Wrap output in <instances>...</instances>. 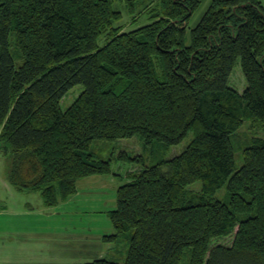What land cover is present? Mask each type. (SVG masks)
Masks as SVG:
<instances>
[{
  "label": "trees",
  "instance_id": "1",
  "mask_svg": "<svg viewBox=\"0 0 264 264\" xmlns=\"http://www.w3.org/2000/svg\"><path fill=\"white\" fill-rule=\"evenodd\" d=\"M199 6L158 0L145 10L149 23L125 31L111 0H0V144L10 150L9 183L55 207L80 179L121 178L112 169L119 161L136 166L109 211L114 233L102 236L108 243L130 233L124 262L83 264H181L185 249L188 264H264V138L239 148L237 169L232 144L245 120L264 129V4L211 0L187 37ZM236 63L241 92L228 83ZM77 85L82 91L61 110ZM190 133L180 154L151 166L91 150L95 141L134 137L144 149L169 147ZM222 188L225 202L215 197ZM230 235L229 245L215 243Z\"/></svg>",
  "mask_w": 264,
  "mask_h": 264
},
{
  "label": "rangeland",
  "instance_id": "2",
  "mask_svg": "<svg viewBox=\"0 0 264 264\" xmlns=\"http://www.w3.org/2000/svg\"><path fill=\"white\" fill-rule=\"evenodd\" d=\"M111 1L113 9L121 13V20L119 23L124 25L125 31H130L149 23L150 20H148V14L145 10L149 6H154L158 0ZM199 1V8L188 21L186 30L187 37L190 30L194 28L202 18L211 0ZM259 2L264 4V0H259ZM134 18H136V20L133 21ZM9 42L11 53L15 56V47L12 37L9 39ZM16 63L20 64L21 61L16 59ZM228 83L238 92H241L245 88V79L239 63H236L233 67ZM81 91V85H77L68 90L60 101L61 110H65L69 107ZM252 137L264 138V129H253L250 127V121L245 120L232 138L236 169L242 164L239 148L244 147ZM191 138L192 134L190 133L180 143L174 146L167 147L163 143L154 142L153 145L145 149L137 137L114 142L95 141L92 143L91 150L103 159L126 153L130 157H141L144 166H151L157 164L159 161L170 159L180 154L189 144ZM10 164V150H5L0 144V197H7L11 202L16 203L20 200L28 201L32 206L38 204V202L41 201L38 192L19 191L9 183L8 173ZM133 166L135 165L120 161L112 164V169L114 172H117L122 179L111 175H94L80 179L77 183L76 193L68 198L65 202L67 203L66 205L56 209L58 210V216L46 217L43 219L46 225L52 227L53 230L57 228L59 231L57 237H52L53 240L56 239L60 242V248L65 251L58 255L61 257V259L59 258V264H63V262L66 261H61L63 259L62 256H67L68 258L73 256V259H79L84 262L92 261L99 257L117 263L124 262L129 245L130 233L119 236L116 242L104 243L100 240V237L114 233L109 219V211L115 208L116 190L119 185L126 180L124 175L125 172L129 171ZM199 187L200 182H196L191 186L193 190ZM224 196L225 188H222L215 194L217 199L225 202L226 197ZM50 223H52V226L49 225ZM47 229L48 228L39 229L40 236H43V232L45 233ZM63 235L69 236L66 243L63 241L65 240V236L63 237ZM70 235L72 238H70ZM82 237H84L85 240H83ZM231 241L232 235L218 239L215 243L229 245ZM188 261L189 251L185 249L181 264H188Z\"/></svg>",
  "mask_w": 264,
  "mask_h": 264
},
{
  "label": "crops",
  "instance_id": "3",
  "mask_svg": "<svg viewBox=\"0 0 264 264\" xmlns=\"http://www.w3.org/2000/svg\"><path fill=\"white\" fill-rule=\"evenodd\" d=\"M66 201L55 207H45L42 199L32 206L28 201L20 200L16 203L7 197H0V264H59L61 257L58 255L64 249L60 248L59 241L52 239L58 236L59 231L46 225L43 219L58 216L56 209L66 205ZM49 225L52 226V223ZM41 228H48L45 233L43 232V236L39 234ZM68 238L69 236H65L64 243ZM82 239L85 240L84 237ZM100 240L104 242L102 237ZM62 257L61 261L66 260L63 264L87 263L73 259V256Z\"/></svg>",
  "mask_w": 264,
  "mask_h": 264
}]
</instances>
